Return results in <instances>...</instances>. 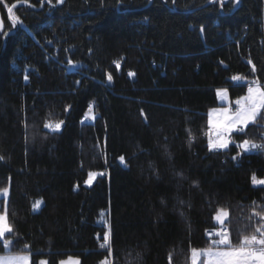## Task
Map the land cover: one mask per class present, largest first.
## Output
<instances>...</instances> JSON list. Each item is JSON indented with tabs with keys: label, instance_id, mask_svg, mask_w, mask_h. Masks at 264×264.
<instances>
[{
	"label": "trees",
	"instance_id": "1",
	"mask_svg": "<svg viewBox=\"0 0 264 264\" xmlns=\"http://www.w3.org/2000/svg\"><path fill=\"white\" fill-rule=\"evenodd\" d=\"M263 18L264 0H0V189L13 228L0 254L192 264L208 229L237 246L261 227L252 177L264 180V152L212 151L204 137L219 89L234 101L264 86ZM90 109L96 120L81 123ZM263 133L258 118L231 136Z\"/></svg>",
	"mask_w": 264,
	"mask_h": 264
},
{
	"label": "snow or ice",
	"instance_id": "2",
	"mask_svg": "<svg viewBox=\"0 0 264 264\" xmlns=\"http://www.w3.org/2000/svg\"><path fill=\"white\" fill-rule=\"evenodd\" d=\"M51 0H49V3ZM58 3H63V0H57ZM223 0H221V3ZM239 3V0H237ZM16 5L13 4L8 8V13L12 17L13 23L12 27H15L17 23H21L18 17L12 16L13 8ZM2 28V24H0ZM117 67L119 63L115 62ZM255 66L253 65V69ZM130 76L135 75V73H129ZM27 79V77H25ZM233 80H242L244 79L241 76H233ZM108 80H112V76L108 75ZM218 95L222 99L227 98V90L221 89L218 90ZM236 109L234 112L229 109H225L221 112V120L219 126L215 131L216 139L213 140L209 136V149L210 150H220L227 149L231 141V133L233 131L244 132L247 129L249 123L255 124L257 119L264 120V86L260 85L258 81H253L248 86L247 95L239 97L236 101ZM91 111V109H90ZM218 110L213 109V112ZM64 121L60 120L58 122H49L45 124V127H48L52 130H58ZM244 151H250L255 149H264V143H256L250 140H243L239 145H237ZM4 157L0 156V160H3ZM235 159V157H234ZM120 160L123 161L124 157L121 156ZM96 173H89V176L92 177ZM253 183L264 184V180L257 181L256 177H252ZM87 183V181H86ZM9 189L7 187L0 189V195L6 197L8 195ZM42 200H36L32 207L33 209H39L42 204ZM228 215L227 211L223 208L218 209L216 214V220L223 224L224 218ZM256 215L261 216V213H256ZM261 219L264 220V216H261ZM13 228L8 222L7 208L0 210V238H4L7 233H12ZM259 233V236L256 234ZM220 238L213 240L211 245L203 250L192 249V264H198L197 258L200 255H203L206 258V264H264V224L261 227L256 228L254 233L251 235H242L238 241L237 246H233L228 234L226 232L216 233ZM4 245L10 246L11 240L5 239ZM103 247H108L110 249L111 245L109 243V235L105 234L104 243L100 245ZM30 246L25 245V248ZM0 264H31V256L29 255H19L13 254L5 257H0ZM38 264H48L46 260H40ZM60 264H80L78 258L74 259L69 257L67 261H61ZM100 264H109V261L105 259L101 261Z\"/></svg>",
	"mask_w": 264,
	"mask_h": 264
},
{
	"label": "rangeland",
	"instance_id": "3",
	"mask_svg": "<svg viewBox=\"0 0 264 264\" xmlns=\"http://www.w3.org/2000/svg\"><path fill=\"white\" fill-rule=\"evenodd\" d=\"M224 2H227V1H230V0H223ZM235 2L237 3V0H235ZM263 23H264V18H263ZM264 25V24H263ZM262 45H264V43L262 44ZM219 90H221V89H219ZM217 93H218V91H217ZM245 95H247V93L245 94ZM245 95H243V96H245ZM217 96H218V104H219V106L218 107H215V108H213V109H216V110H218L217 112H213V109H211V111H210V114H209V126H210V129H209V132L207 133V135L204 137L205 138V140H206V144H207V147L209 148V136H211V138L213 139V140H215L216 139V136H215V131H216V129L218 128V126H219V122H220V120H221V112L223 111V110H225V109H229L230 111H232V112H234L235 111V109H236V104H235V101L237 100H232L231 99V97H230V94H229V92L227 91V98L226 99H222L221 98V96L220 95H218L217 94ZM242 97V96H241ZM93 114H95V112L93 111V112H88V115H93ZM96 118H97V115H96ZM96 118H95V116H90V117H88V119L89 120H92V121H94V120H96ZM250 124H252V123H249V125ZM248 125V126H249ZM48 128V127H47ZM49 130H51V131H61L62 130V126L58 129V130H52V129H50V128H48ZM245 132V131H244ZM244 132H242V133H244ZM233 133H241V132H237V131H233L232 133H231V135L233 134ZM230 139H231V141H233V142H231V143H229V146L228 147H230V146H236L240 151H241V153H248V154H253V153H258V152H264V149H255V150H250V151H244V150H242L241 148H239L237 145H239L241 142H235L234 140H233V138H232V136L230 137ZM256 143H264V133H263V136L261 137V139L258 141V142H256ZM220 150H225V149H220ZM212 151H218V150H212ZM91 173H96V175H94V176H92V177H90L89 176V178H88V180H87V183L85 184L86 185V187H92L94 184H95V182L97 181V179H98V177H100V176H103L104 175V173L103 172H97V171H95V172H91ZM9 189V188H8ZM9 195H10V189H9V192H8V195L6 196V197H4V196H2V195H0V199L1 198H5V206H6V208H7V201H8V198H9ZM36 200H42L43 202H42V204L40 205V207H39V209H33V207H32V211L34 212V213H37V212H39L41 209H42V207L44 206V204H45V202H44V199L43 198H39V199H36ZM35 200V201H36ZM35 201H33V203L35 202ZM33 203H32V205H33ZM7 234H9V233H7ZM6 234V235H7ZM5 235V236H6ZM229 236V235H228ZM4 239H5V237L4 238H0V240H3L4 241ZM109 243H110V237H109ZM211 241L209 242V246L211 245ZM103 248H106V247H103ZM208 248V247H207ZM111 249V248H110ZM203 249H206V248H202V249H198V250H203ZM110 252V254L112 253V251H109ZM9 255H13L12 253H5V254H0V257H5V256H9ZM19 255H29V253H24V254H19ZM30 256H31V254H30ZM69 257H72V258H74V259H76V258H78V257H76V256H69ZM69 257H67V258H65V259H62L61 261H67L68 260V258ZM79 259V261H80V264H82V261H81V259L80 258H78ZM41 260H46V261H48V264H49V260L48 259H41ZM40 261V260H39ZM197 262H198V264H206V258L203 256V255H200L198 258H197ZM31 264H33V259H32V256H31ZM109 264H112L110 261H109Z\"/></svg>",
	"mask_w": 264,
	"mask_h": 264
},
{
	"label": "built area",
	"instance_id": "4",
	"mask_svg": "<svg viewBox=\"0 0 264 264\" xmlns=\"http://www.w3.org/2000/svg\"><path fill=\"white\" fill-rule=\"evenodd\" d=\"M90 112H93V111H90ZM90 116H95V118H96V114L89 115V117H90ZM86 118L88 119V116H87V115L83 116V117L81 118V121H84ZM87 119H86V120H87ZM221 231L226 232L227 234L229 233V231H228L227 228L219 227V228L208 229V230L206 231V233H205V236H206L207 239H209V240L212 242L213 240H217V239L220 238L218 235H216V233L221 232ZM103 243H104V242H103ZM103 243H102V244H103Z\"/></svg>",
	"mask_w": 264,
	"mask_h": 264
},
{
	"label": "bare ground",
	"instance_id": "5",
	"mask_svg": "<svg viewBox=\"0 0 264 264\" xmlns=\"http://www.w3.org/2000/svg\"><path fill=\"white\" fill-rule=\"evenodd\" d=\"M86 119H87V118H86ZM86 119H85L84 121H81V120H80V121H81V123H85V122H87V121H88V119H87V120H86ZM103 242H104V241H103ZM103 242H101V244H102Z\"/></svg>",
	"mask_w": 264,
	"mask_h": 264
},
{
	"label": "water",
	"instance_id": "6",
	"mask_svg": "<svg viewBox=\"0 0 264 264\" xmlns=\"http://www.w3.org/2000/svg\"><path fill=\"white\" fill-rule=\"evenodd\" d=\"M64 1V0H63Z\"/></svg>",
	"mask_w": 264,
	"mask_h": 264
}]
</instances>
